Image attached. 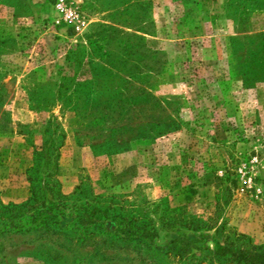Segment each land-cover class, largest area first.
I'll return each mask as SVG.
<instances>
[{
	"label": "rangeland",
	"instance_id": "374dc122",
	"mask_svg": "<svg viewBox=\"0 0 264 264\" xmlns=\"http://www.w3.org/2000/svg\"><path fill=\"white\" fill-rule=\"evenodd\" d=\"M54 1L0 0V205L29 197L47 122L61 194L109 215L84 243L65 219L0 232V264H194L122 239L115 217L160 248L163 224L208 221L216 200L230 238L264 245V0H68L80 34ZM205 245L200 264H229Z\"/></svg>",
	"mask_w": 264,
	"mask_h": 264
},
{
	"label": "trees",
	"instance_id": "16d2710c",
	"mask_svg": "<svg viewBox=\"0 0 264 264\" xmlns=\"http://www.w3.org/2000/svg\"><path fill=\"white\" fill-rule=\"evenodd\" d=\"M53 134L54 130L47 122H43L39 129L41 142L40 145L34 146L32 165L29 169V197L19 204L0 205V232L27 233L41 230L47 233L59 229L62 219H65L67 226L73 231H82V235L78 234L77 238L84 243L88 227L99 217L108 216L109 209L102 208L103 203L97 202L95 198H88L87 191L85 194L84 190L81 191L84 197H77L73 201L61 194L55 179L58 169ZM227 184L234 187L235 183L227 178ZM219 209L220 203L216 200L208 221L202 222L192 217L179 224H163V238H168V234L172 235L160 248L154 244L157 231L151 224H134L118 215L115 217V225L122 239L139 242L145 240L164 254H172L178 259L192 261L194 264L202 263V253L210 251L205 245L208 241L212 244V256L217 260H224L229 264H264V245L238 244L237 240L242 238L241 236L237 239L230 238L228 231L224 229V223L218 224L214 221Z\"/></svg>",
	"mask_w": 264,
	"mask_h": 264
},
{
	"label": "built area",
	"instance_id": "2783aa9c",
	"mask_svg": "<svg viewBox=\"0 0 264 264\" xmlns=\"http://www.w3.org/2000/svg\"><path fill=\"white\" fill-rule=\"evenodd\" d=\"M53 7L55 10L53 24L55 26L69 28L74 34L82 33L86 26L85 19L71 6L68 0H55Z\"/></svg>",
	"mask_w": 264,
	"mask_h": 264
}]
</instances>
